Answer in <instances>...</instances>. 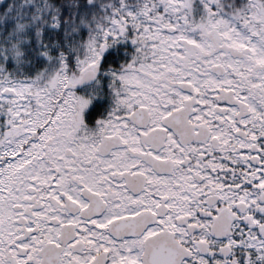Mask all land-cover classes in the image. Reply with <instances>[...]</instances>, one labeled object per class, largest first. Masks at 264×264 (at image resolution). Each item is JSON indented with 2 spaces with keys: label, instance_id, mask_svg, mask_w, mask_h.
<instances>
[{
  "label": "snow or ice",
  "instance_id": "snow-or-ice-1",
  "mask_svg": "<svg viewBox=\"0 0 264 264\" xmlns=\"http://www.w3.org/2000/svg\"><path fill=\"white\" fill-rule=\"evenodd\" d=\"M0 264H264V0H0Z\"/></svg>",
  "mask_w": 264,
  "mask_h": 264
}]
</instances>
